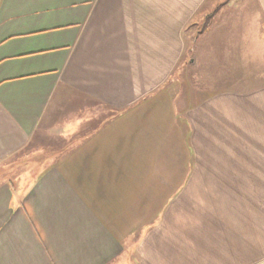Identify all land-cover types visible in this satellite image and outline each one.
Listing matches in <instances>:
<instances>
[{"label": "crops", "instance_id": "obj_1", "mask_svg": "<svg viewBox=\"0 0 264 264\" xmlns=\"http://www.w3.org/2000/svg\"><path fill=\"white\" fill-rule=\"evenodd\" d=\"M234 1L0 0V264H264V0ZM194 43L239 87L183 93Z\"/></svg>", "mask_w": 264, "mask_h": 264}, {"label": "rangeland", "instance_id": "obj_2", "mask_svg": "<svg viewBox=\"0 0 264 264\" xmlns=\"http://www.w3.org/2000/svg\"><path fill=\"white\" fill-rule=\"evenodd\" d=\"M237 2L234 1V4H231V6L235 5H239L240 4V13L242 16H247L248 17V22H250L249 19V13H255V11L258 10V4L256 0H236ZM226 7L225 9L228 10H232V7ZM222 9V10H225ZM220 19H216L213 18L212 16L210 17L209 21H208V25L206 26V31L210 28H215L216 26H214V23H216V21H218ZM232 21V20H231ZM229 21V22H231ZM200 32H201V28L200 26H197L196 30L194 29V34H196V37H200ZM249 37H242V41H248ZM197 42V41H196ZM194 46V51L192 52V57L191 58H196V64L187 67L185 70H181V72H179L178 74V79L181 81L179 82V85L181 87V91L187 92V91H194L195 93H199V92H206V91H212L213 89H220V88H224V87H239L238 84H230V83H226L223 82L221 80L217 81V79L213 80L212 79V72H210L209 74H206L202 67H201V63H200V57L201 55V48H200V44H193ZM191 58L189 59V61L191 60ZM211 64V65H210ZM213 64H215V60H209L208 62V66H212ZM216 67V66H215ZM246 69H242V72H244ZM242 85V84H240ZM243 86V85H242ZM46 147H40V146H36L32 149H30V151L28 152V159L27 161L23 164L22 169L20 167H18L15 172L17 173V171L20 173L22 172H26V170L29 168V166H31L32 161L35 162H42V158H44L46 152L48 150H45ZM32 155V158L30 157ZM37 157L36 159H33Z\"/></svg>", "mask_w": 264, "mask_h": 264}, {"label": "trees", "instance_id": "obj_3", "mask_svg": "<svg viewBox=\"0 0 264 264\" xmlns=\"http://www.w3.org/2000/svg\"><path fill=\"white\" fill-rule=\"evenodd\" d=\"M195 37V35H193V38Z\"/></svg>", "mask_w": 264, "mask_h": 264}]
</instances>
